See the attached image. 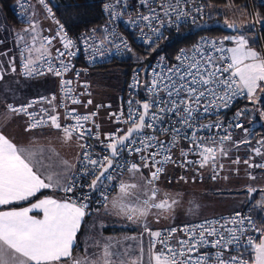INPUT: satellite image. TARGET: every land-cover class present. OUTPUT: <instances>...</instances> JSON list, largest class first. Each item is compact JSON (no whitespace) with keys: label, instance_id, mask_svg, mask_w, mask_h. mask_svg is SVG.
Wrapping results in <instances>:
<instances>
[{"label":"snow or ice","instance_id":"obj_1","mask_svg":"<svg viewBox=\"0 0 264 264\" xmlns=\"http://www.w3.org/2000/svg\"><path fill=\"white\" fill-rule=\"evenodd\" d=\"M19 2L24 8V0ZM124 2L115 0L114 4L104 7L116 19L123 15ZM139 2L148 9L147 14H139V19L153 32L159 29L152 28V21L163 27L162 16L170 18L171 13H177L179 20L188 15L178 11L181 0ZM37 3L49 18L54 17L47 0H37ZM32 7L29 5L23 13L28 26L21 30L23 34H17L24 46L21 56L25 52L28 54L22 63V74L44 75L40 71L43 62L48 72L62 76L72 69L71 63L64 58L76 55L75 43L58 20L54 21L59 26L55 36L44 35L46 30L34 19L36 11L29 14ZM224 24L238 30L235 22L225 20ZM57 39L62 49L56 48L53 56L52 45ZM106 41L107 37L101 41V46ZM225 42L232 46H226ZM123 43L127 47L126 42ZM175 60L176 63L168 64L161 58L151 70V78L142 85L146 98L143 101L130 99L126 114L123 110L119 115L112 114L127 128H118L106 135L107 143L102 141L101 144L107 154H94L88 151L92 146L83 143L93 136L99 140V132L93 133L85 126L96 113L80 115L75 109H67L63 102L55 104V95L27 104H6L8 113L28 117L25 133L54 129L60 133L63 143L75 140L83 151L77 157L80 171L74 172L75 165L68 160H53L59 153L52 146L39 144L35 137L27 145H20L0 128V264H264V228L257 227L250 215L235 212L228 217L205 219L179 228L153 230L149 226V216H155L159 223L161 218H167L164 213L171 212L178 204L175 197L162 192L158 186L165 166L177 163L173 159L174 150L178 148L183 158L181 166L198 163L200 168L210 166L215 173L217 168L224 167L217 163L218 158L229 155L226 142L234 147L250 143L247 139L249 129L242 122L229 123L227 127L219 120L205 124L201 123L202 116L230 107L238 96L246 95L250 103L258 105L264 95V52L253 49L243 34L197 44L190 50L182 49ZM54 61L58 62V67ZM12 63L11 71L16 72L14 61ZM76 75L78 77L79 73ZM3 79L0 74V80ZM71 84V80L62 79L61 90L72 104H80L79 98L71 96ZM136 84H140L138 79ZM38 103H47L49 107L29 111ZM60 107L66 108L63 118L58 111ZM245 111L247 109H241L236 116H242ZM95 127L99 129V125ZM233 127L241 129L246 134L245 139L234 141L229 131ZM204 132L210 134L202 135ZM155 133L167 139L162 140ZM182 139L187 141L186 148L180 146ZM257 143L260 146L251 151L257 157H264V139ZM190 155L199 159L190 160ZM250 160L251 157L244 161L249 168L264 169V162L251 163ZM232 162L239 164L241 161L237 157ZM125 172L130 180H118L119 195L110 203L117 215L143 226L138 241L136 237L128 238L137 241L135 244L121 245L109 238L103 242L85 241L81 245L77 235L88 214V195L78 199L67 195L63 199L45 196L31 202L45 189L72 193L83 176L91 178L87 187L91 192L100 193L101 203L107 209L112 182ZM217 175L215 173L212 178L216 179ZM248 175L256 179L251 173ZM257 193L260 195L257 207L264 206V188L247 187L249 199ZM22 201L29 202V206L12 207ZM78 248L83 255L73 254ZM244 252L250 254V259L244 257Z\"/></svg>","mask_w":264,"mask_h":264},{"label":"built area","instance_id":"obj_2","mask_svg":"<svg viewBox=\"0 0 264 264\" xmlns=\"http://www.w3.org/2000/svg\"><path fill=\"white\" fill-rule=\"evenodd\" d=\"M49 7H51V0H47ZM168 2H174V0H168ZM260 3H264V0H259ZM115 0H107L103 5V13H104V20L96 27H93L89 29L88 31H84L81 33H78L76 35L70 34L65 28V32H67L68 37L72 39L75 43V52L76 55L71 58L65 57L66 62H70L72 65V69L68 71L67 73H64L62 76H55L57 78V89L54 93L49 94H35L28 97L26 100L13 103L15 105L20 104H27L28 102L32 100H39L40 97H47L51 99L53 95L56 96V101H54L55 104H60L63 102L67 109H75L77 113L80 115H91L92 113H96L95 116L92 117V120L86 122L85 126L87 128H90L93 133L99 132V140H97L94 136L92 138H86L83 143H87L88 145H91L92 147L88 149V151L93 152L94 154H107L103 151V145L101 142L107 143L106 141V135L110 133L116 132L118 128L125 129L127 128V125L123 123H118L116 121L115 115H119L121 110H123L126 114L128 104L127 102L130 99L143 101L146 96V89L142 88V85L149 80L151 70L157 65L158 62L161 61V58L164 59V61L168 64L176 63L175 57L180 53L182 49L184 50H190L193 48L194 45L197 44H203L204 42H210L215 40H221L219 37L215 36H202L198 38L194 43L179 48L177 52L175 53L174 57L169 60L165 58L163 55L156 56L150 66H148L145 78H142V74L139 68L133 69L126 81L125 87L123 92L121 93V97L119 98V102L115 105L114 109L110 110L107 114V118L109 119V123L112 124V127L107 128L106 130L102 129V126L99 122V115H98V109L102 108L101 103H91L87 104L88 100H91V93L92 88L91 84L83 77L88 73V70L91 67L97 66L101 63L108 62L111 59L123 54L125 51H127L132 44H138L142 46H152L155 45L157 42H159L163 37L167 35V33L170 30L176 29L181 25L189 24V23H195L199 21L202 17H204L206 13V7L202 0H181L180 8L178 11H184L187 12V16H182L179 20L176 19L177 13H171L170 18L169 17H163L165 23L163 27L160 26V24L157 21H152V28H158L159 32H153L151 28L146 26V22L141 21L139 19V14H147L148 9L144 6H142L139 2V0H125L124 5L122 6L123 15L119 16L116 19H113L109 12L105 10V4H114ZM249 5H251V0H248ZM37 4L39 7L42 8V11L47 17L50 22L52 23L53 27H45L46 30L43 34L49 35V36H55L59 26L54 22L56 20L59 21L56 13L52 9V13L54 14L53 18L48 17V13L43 9L41 5L37 3V0H24V8L20 6L19 0H17L12 9L15 12V14L23 19L25 21V25L21 27L20 31L24 28H26L28 25L26 23V16L23 14L25 12V9L28 8L29 5ZM52 8V7H51ZM197 9H201V11H197ZM29 9V14L30 13ZM121 9H117V11H120ZM61 24V23H60ZM50 30V31H48ZM105 37H107V41L101 46V41L105 40ZM87 38V42H85V39ZM123 42H126L127 47H125V44ZM226 45V43H225ZM23 45H21L18 49V52L20 54L18 66H19V74L22 78L25 79H31V78H37L40 76H45L48 74H52L51 72L47 71V65L43 64L41 62V68L40 71L44 73V75H33V76H26L23 75V68L22 63L23 60L27 57L24 53V56H21V51L23 49ZM61 48L62 45L59 41V39L53 41L52 45V54L55 55V49ZM56 63V66L58 67V62L54 61ZM79 73V76L77 77L76 73ZM54 75V74H53ZM71 80L72 84L69 86L73 89L71 96L75 98H79L81 103L80 104H72L71 99L66 98L64 92L61 90V80ZM137 79L140 81V84H136ZM87 85V87H85ZM135 85V86H134ZM86 105V106H85ZM99 106V107H98ZM41 107L48 108L49 105L47 103H38L35 105L34 109H29V111H39ZM247 103L245 102V96H238L236 99H234L231 103V106L228 108H220L218 111H214L211 114H206L202 116L201 123H211L215 122L217 120L222 121L224 126L227 127L229 123L235 124L238 122H242L245 126V122L247 120L246 113L240 117L236 116V113L239 112L241 109H247ZM58 111L61 114V117L63 118V115L66 111V108L60 107ZM23 116V115H22ZM25 119V122H27L28 117L23 116ZM63 122V119H62ZM95 125H99V129L95 127ZM241 129L239 128H231L229 131L231 132L233 136L234 141H240L245 139L246 134L243 136L240 132ZM215 131V130H214ZM250 133V130H249ZM210 133L204 132L202 135H209ZM223 135V132L220 133ZM160 139L166 140L167 137L161 135L160 133H155ZM249 135V134H248ZM181 147H187V141L181 140ZM226 146L229 149V155L227 157L218 158L217 163L223 164V169L217 168L215 170V173H218L217 178H220L230 165L238 166L242 163V161L239 164H235L232 161L235 160L237 157L242 160V157L247 156V160L253 155V152L251 149L253 147L248 146L246 148L245 154L247 155H241L239 152V146L234 147L231 142H226ZM83 151V150H82ZM127 155V153H125ZM95 158V157H94ZM173 159L177 161V163H169L165 166V172L161 175L159 182L165 181V182H172L174 180H212L213 175L215 174L213 169L209 167L200 168L198 163L190 164L187 166H181L183 164V158L180 156V152L178 148L173 151ZM190 160H198L199 157L195 155H190L188 157ZM80 171V164L78 162L77 168L75 172ZM145 175H147L148 170H144ZM126 172L123 173L122 176H119L117 180H114L112 182V189L109 192L108 200L110 196L115 193L118 188L116 187L118 180L123 179ZM183 177L184 179H181ZM158 182V183H159ZM91 183V178H84L81 176L79 178V183L77 187L74 189L72 193H64V197L67 195L68 197H71L73 199H78L84 195H88L90 197L89 201V209L88 211H93L101 206L103 204L101 203L102 198L100 196L99 192H91L89 188L87 187L88 184ZM80 185H84V187H80ZM235 212H240L242 215H250L251 218L256 222L257 227L263 228L258 221L255 219L253 214L251 213L250 209L248 208H242L235 210L233 212L224 213V214H218V215H212L207 218L202 219H192L188 221H182V222H174L168 225L160 226V227H151L153 230L156 229H165L169 227H182L185 224H197L205 219H213V218H219V217H228ZM243 251V249H241ZM236 254V253H233ZM244 257L246 259H250V254L248 252H244Z\"/></svg>","mask_w":264,"mask_h":264},{"label":"rangeland","instance_id":"obj_3","mask_svg":"<svg viewBox=\"0 0 264 264\" xmlns=\"http://www.w3.org/2000/svg\"><path fill=\"white\" fill-rule=\"evenodd\" d=\"M229 9L230 7L224 10L226 12L224 21L228 20L229 22L239 23V27L236 31H227L221 39H223L224 36L243 34L248 39L249 45L260 52L256 47L252 46L254 38L248 32L240 30V27L245 25L246 22H243L240 17L234 16L230 11L228 12ZM225 43L228 47L232 46L229 42ZM83 77L91 84L92 102L101 103L102 105V108L98 109V119L102 129L106 130L112 127V124L109 123V119L107 118V114L110 110L114 109L121 97L122 87L124 85L121 71L115 66L90 68L88 73ZM142 88L144 87L142 86ZM2 100V104L5 106L7 103H17L12 101V98H2ZM247 105L250 107V116H248V120L250 125L254 126L258 121H254L253 118L258 117L260 119L261 114L255 112V105L252 103L249 102ZM240 132L241 135H245L242 130H240ZM70 144L72 147H78L75 140L70 142ZM241 146L246 150L248 144H241ZM250 162L259 163L260 161L255 155H252ZM247 169L250 170L249 173L255 176L256 179L253 180L249 178L248 173L244 172L247 171ZM123 180L129 181V174L126 173ZM158 186L162 192H168L175 197L178 200V204L174 206L171 212L164 213V216L167 218H161L159 223L156 222L155 216H149L148 223L150 227H160L174 222L202 219L240 209L244 200L247 198L248 194L245 190H247L248 186L264 188V169L249 168L246 164H239L238 166L230 165L225 170V173L214 181L208 179L201 181L188 179L186 181L174 180L168 183L159 182ZM118 195L119 191L115 193L111 201L117 198ZM258 201H260V195L257 193L254 194L252 207H255L264 217V206L257 207ZM104 209L107 214L104 215L97 224H106L109 229H114L110 235L112 237L111 240L114 242L119 241L121 245L137 243L141 238L143 226L139 223L129 221L121 215H117L115 210L111 208V203L108 205L107 209ZM102 236L103 238H101V241L108 240V237H110L106 232ZM130 237H136L137 241L128 239Z\"/></svg>","mask_w":264,"mask_h":264},{"label":"trees","instance_id":"obj_4","mask_svg":"<svg viewBox=\"0 0 264 264\" xmlns=\"http://www.w3.org/2000/svg\"><path fill=\"white\" fill-rule=\"evenodd\" d=\"M16 1L17 0H0V9L7 23L15 31H20L21 27L25 25V21L18 17L12 9ZM106 1L107 0H51V7L64 28L70 34L76 35L98 26L104 20L103 5ZM202 1L206 7V13L199 21L183 24L176 29L170 30L167 35L155 45L142 46L132 44L123 54L91 68H105L107 66H115L118 68L124 80V85L122 87L123 92L130 72L133 69L139 68L142 78H145L146 70L156 56L163 55L165 58L171 60L179 48L194 43L202 36H215L221 38L227 31H236L237 29H229L224 24V18L226 16L224 10L229 7L230 9L228 12L230 11L234 16L240 17L243 22H246L245 25L240 27V30L248 32L254 38L252 46L256 47L260 52H264V3H260L259 0H251V5H249L248 0ZM236 24L237 27H239V23ZM245 102L247 104L250 102L246 98V95ZM262 111H264V95H261L260 103L255 105L256 113L261 114ZM246 116L247 120L245 122V127L250 129L248 135L250 143L248 146L253 147L259 139H264V115H261L260 119L258 117L253 118L254 121H258L254 126H251L248 120V116H250V107L247 108ZM81 154L82 149L80 151V155ZM245 191L247 192V190ZM44 193L45 192L38 193L37 196L39 197ZM252 203L253 199H249L247 195L240 209H250L255 219L264 228V217L255 207H252Z\"/></svg>","mask_w":264,"mask_h":264},{"label":"crops","instance_id":"obj_5","mask_svg":"<svg viewBox=\"0 0 264 264\" xmlns=\"http://www.w3.org/2000/svg\"><path fill=\"white\" fill-rule=\"evenodd\" d=\"M32 10H35L37 15L34 19L40 21L41 27L44 29L45 27H53L50 20L45 17L42 8L37 4L32 5ZM23 34L22 31H15L5 20L4 15L0 9V74H3L4 79L0 80V128H2L7 135L14 139V141L20 145H27L29 140L35 137L37 142L42 145H50L52 146L57 153H59V157H53V160L58 162L59 159H66L70 163L75 165L73 171H76L78 160L77 157L80 155L81 149L79 147H72L70 143H63L60 139V133L57 130L45 128L43 130H37L33 133H25L24 126L26 124L25 119L22 115L17 116L15 114H10L7 111L5 105L2 104V98L8 99L12 98L14 102H21L26 100L33 94H49L54 93L57 89V78L53 74H48L45 76H40L37 78L25 79L22 78L19 74V52L18 49L22 43H20L17 39V34ZM25 55L28 54L25 52ZM16 67V72H12L11 68L13 66ZM250 130V129H249ZM248 139V136H247ZM262 140V139H259ZM258 140V141H259ZM258 143L253 146L259 147ZM239 152L241 155L245 154V148L239 146ZM254 155V153H253ZM257 157V156H256ZM247 156L242 157L240 161L241 164H245L244 161L247 160ZM260 162H264V157H257ZM259 162V163H260ZM259 169V168H257ZM256 170V169H255ZM249 169L244 171L249 173ZM254 171V170H253ZM45 192L43 195L39 197H35L31 202H35L36 199H42L45 196H52L56 199H63L64 192L60 190L53 189H45L42 190ZM116 193V192H115ZM115 193L111 195L108 200L110 204L111 199L114 197ZM29 206V202L22 201L18 204L12 205V207H27ZM104 206L100 208L88 211V214L84 217L81 223L80 232L77 235L78 241L83 246V242L88 241L91 243L92 241H101L103 238L102 235L107 233V235H111L114 229H109L106 224H97L98 221H101V218L107 214ZM35 214V213H33ZM99 223V222H98ZM127 231V228H126ZM112 238L111 236L108 237ZM74 255H83L81 248H78L74 251Z\"/></svg>","mask_w":264,"mask_h":264}]
</instances>
